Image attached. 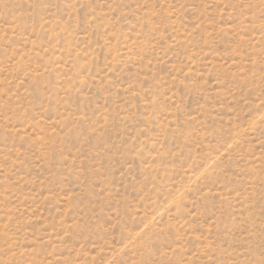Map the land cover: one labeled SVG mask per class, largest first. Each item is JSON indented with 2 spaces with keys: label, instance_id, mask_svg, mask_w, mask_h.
Instances as JSON below:
<instances>
[{
  "label": "rangeland",
  "instance_id": "obj_1",
  "mask_svg": "<svg viewBox=\"0 0 264 264\" xmlns=\"http://www.w3.org/2000/svg\"><path fill=\"white\" fill-rule=\"evenodd\" d=\"M0 264H264V0H0Z\"/></svg>",
  "mask_w": 264,
  "mask_h": 264
}]
</instances>
